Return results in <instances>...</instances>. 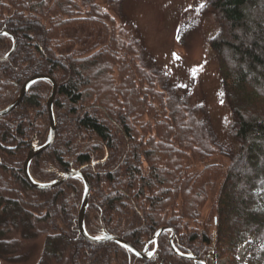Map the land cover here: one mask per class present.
I'll return each mask as SVG.
<instances>
[{
    "label": "trees",
    "instance_id": "obj_1",
    "mask_svg": "<svg viewBox=\"0 0 264 264\" xmlns=\"http://www.w3.org/2000/svg\"><path fill=\"white\" fill-rule=\"evenodd\" d=\"M263 7L264 0L206 5L219 22L211 49L238 147L222 165L210 163L224 151L208 122L173 94L154 59L94 0H0V32L8 34L0 36V58L17 44L0 63V112L33 77L57 83L56 138L33 161V177L51 183L85 173L93 236L106 232L145 251L160 230L171 229L183 256L264 264ZM51 91L39 82L14 113L0 117V255L20 252L15 238L44 237L38 264H201L175 253L171 232L159 238L153 260L114 242L90 244L78 227L80 180L48 191L29 184L24 165L49 137Z\"/></svg>",
    "mask_w": 264,
    "mask_h": 264
},
{
    "label": "rangeland",
    "instance_id": "obj_2",
    "mask_svg": "<svg viewBox=\"0 0 264 264\" xmlns=\"http://www.w3.org/2000/svg\"><path fill=\"white\" fill-rule=\"evenodd\" d=\"M94 1L112 16L127 38L136 40L144 54L154 59L172 87V93L186 100L197 117L211 126L224 152H217L210 163L230 164L238 147L232 138L231 107L224 98L218 62L211 49L219 22L214 12L206 8L209 0ZM23 102L2 118L14 113ZM52 146L37 158L48 154ZM247 174L251 175V171ZM15 241L21 243L20 252L9 257L0 255V264L40 262L44 237L31 242L22 237ZM217 264L227 263L217 259Z\"/></svg>",
    "mask_w": 264,
    "mask_h": 264
},
{
    "label": "water",
    "instance_id": "obj_3",
    "mask_svg": "<svg viewBox=\"0 0 264 264\" xmlns=\"http://www.w3.org/2000/svg\"><path fill=\"white\" fill-rule=\"evenodd\" d=\"M2 33H0L1 35ZM16 50V43H14V49L13 51L5 58L0 59V63L6 62L10 59V57L13 55V53ZM42 81H46L52 84L53 86V90L51 93V96L49 98L48 101V109H49V116H50V122H51V130H50V136L49 139L47 141V143L40 147V148H33L28 155L27 161L25 163V167H24V172H25V176L27 181L29 182V184L36 188V189H40V190H51L54 188L59 187L60 185L66 183L67 181L71 180V179H82L84 182V186H85V193H84V199H83V203H82V207L79 213V219H78V225H79V230H80V235L87 240L89 243L92 244H106V243H110V242H114L117 243L119 245H122L123 247H125L126 249L130 250L131 252H133L134 254H136L137 256L145 259L146 258V254L149 252V246L151 243H156L157 246V242L159 240V238L166 232L172 231L171 229H162L160 230L157 235L154 237V239L152 241L149 242L147 250L145 252H140L138 250H136L133 246H131L129 243L118 239L116 237L113 236H109V235H105L104 237L100 238V239H94L92 237H90L86 231V226H85V217H86V213L88 210V204H89V199H90V182L88 180V178L83 175L80 172H76V173H71V174H66V175H62L61 179H59L58 181H56L53 184L50 185H40L37 182H35L33 180V178L31 177L30 174V166L32 161L38 157V155H40V153H42L45 149H47L48 147H50L51 145H53L54 141H55V136H56V119H55V115H54V101L57 95V83L47 77V76H37V77H33L32 79H30L21 89L20 95L17 98V100L10 105L6 110L0 112V117H3L4 115H6L8 112H10L11 110L15 109L20 102H22L25 98V96L28 94V92L31 90L32 87H34L37 83L42 82ZM171 246L173 247L175 253L183 258V259H187L189 261H195L201 264H207L206 261H201L195 257H188V256H183L180 255L176 252L174 245H173V237L171 238Z\"/></svg>",
    "mask_w": 264,
    "mask_h": 264
}]
</instances>
